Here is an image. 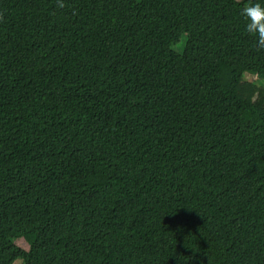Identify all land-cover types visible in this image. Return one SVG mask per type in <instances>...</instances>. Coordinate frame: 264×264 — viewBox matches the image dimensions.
Wrapping results in <instances>:
<instances>
[{
    "label": "trees",
    "instance_id": "obj_1",
    "mask_svg": "<svg viewBox=\"0 0 264 264\" xmlns=\"http://www.w3.org/2000/svg\"><path fill=\"white\" fill-rule=\"evenodd\" d=\"M254 2L0 0V264H264Z\"/></svg>",
    "mask_w": 264,
    "mask_h": 264
},
{
    "label": "clouds",
    "instance_id": "obj_2",
    "mask_svg": "<svg viewBox=\"0 0 264 264\" xmlns=\"http://www.w3.org/2000/svg\"><path fill=\"white\" fill-rule=\"evenodd\" d=\"M243 13L248 20L246 31L256 38L258 46L264 47V0L250 3Z\"/></svg>",
    "mask_w": 264,
    "mask_h": 264
},
{
    "label": "rangeland",
    "instance_id": "obj_3",
    "mask_svg": "<svg viewBox=\"0 0 264 264\" xmlns=\"http://www.w3.org/2000/svg\"><path fill=\"white\" fill-rule=\"evenodd\" d=\"M184 46H185V42L183 40H181L178 44L174 45V48L177 51L181 52V51H183ZM246 77L248 80H251V81H253L256 78L255 76L250 75V73H247ZM16 243L18 245L24 247V248H29V243L24 238L17 239ZM15 264H24V262L22 259H18V260H16Z\"/></svg>",
    "mask_w": 264,
    "mask_h": 264
}]
</instances>
